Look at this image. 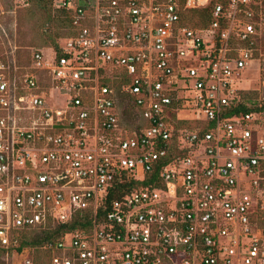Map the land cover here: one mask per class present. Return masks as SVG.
Listing matches in <instances>:
<instances>
[{"label": "built area", "instance_id": "1", "mask_svg": "<svg viewBox=\"0 0 264 264\" xmlns=\"http://www.w3.org/2000/svg\"><path fill=\"white\" fill-rule=\"evenodd\" d=\"M211 1L54 0L65 43L0 58L2 255L89 210L21 264H264V0L189 26ZM126 181L149 182L107 208Z\"/></svg>", "mask_w": 264, "mask_h": 264}, {"label": "rangeland", "instance_id": "2", "mask_svg": "<svg viewBox=\"0 0 264 264\" xmlns=\"http://www.w3.org/2000/svg\"><path fill=\"white\" fill-rule=\"evenodd\" d=\"M54 9L49 5H46L45 9H40L26 0H0V58L4 57L10 63L23 67L37 49L50 56L53 49L50 36L57 44L63 45L70 29L56 21ZM48 15L49 21H47ZM249 85L256 86L257 80L245 84V86ZM64 100V96L55 93L48 103L56 106L64 103ZM119 107L123 112L122 125L128 128L138 126L137 113L132 110L125 98L119 101ZM36 235H40L38 229L24 232L20 238ZM40 254V247H25L20 253L0 254V263L21 264L22 258L39 257Z\"/></svg>", "mask_w": 264, "mask_h": 264}, {"label": "trees", "instance_id": "3", "mask_svg": "<svg viewBox=\"0 0 264 264\" xmlns=\"http://www.w3.org/2000/svg\"><path fill=\"white\" fill-rule=\"evenodd\" d=\"M40 9H45L46 5L53 6L56 21L65 25L67 27L70 26V16L67 12H65L61 8H56L54 0H26ZM216 3V0H212L211 3L204 9L192 10L189 11L187 17L189 18L188 25L189 26H203L210 19V11L213 5ZM49 15L47 16V21H49ZM49 40L52 42L53 48L58 49L59 44L55 42V40L50 36ZM264 108V107H263ZM189 127H193V123L186 124ZM149 181H126L124 183L119 184L114 190L109 192L105 206L109 208L110 203L124 195L125 193L130 192L134 188H138L141 186H145ZM102 208V207H101ZM99 209V217L101 218L102 209ZM91 226V212L89 210L82 212V214L78 213L75 218L70 220L68 223H57L54 225H50L45 228L38 229L40 235L32 236V237H21L20 238V247L17 249V252L20 253L25 247H41L44 243L50 240L58 239L63 236L66 232L75 230V229H87ZM35 230V229H34ZM30 231V230H29ZM32 231V230H31ZM28 232V231H27ZM1 254V252H0ZM42 254V251H41ZM40 254V255H41ZM39 255V256H40Z\"/></svg>", "mask_w": 264, "mask_h": 264}]
</instances>
